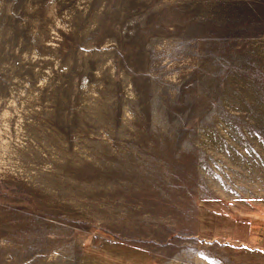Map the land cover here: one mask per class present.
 <instances>
[{"label": "rangeland", "instance_id": "obj_1", "mask_svg": "<svg viewBox=\"0 0 264 264\" xmlns=\"http://www.w3.org/2000/svg\"><path fill=\"white\" fill-rule=\"evenodd\" d=\"M0 264H264V0H0Z\"/></svg>", "mask_w": 264, "mask_h": 264}]
</instances>
